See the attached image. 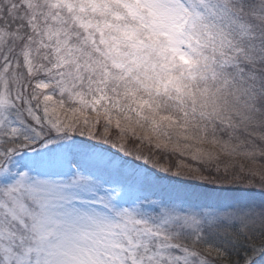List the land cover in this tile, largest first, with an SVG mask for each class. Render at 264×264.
I'll return each mask as SVG.
<instances>
[{
  "label": "snow or ice",
  "instance_id": "1",
  "mask_svg": "<svg viewBox=\"0 0 264 264\" xmlns=\"http://www.w3.org/2000/svg\"><path fill=\"white\" fill-rule=\"evenodd\" d=\"M0 264H264V0H0Z\"/></svg>",
  "mask_w": 264,
  "mask_h": 264
}]
</instances>
